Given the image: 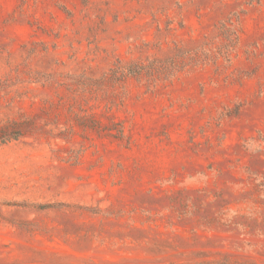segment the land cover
<instances>
[{
	"label": "rangeland",
	"instance_id": "1",
	"mask_svg": "<svg viewBox=\"0 0 264 264\" xmlns=\"http://www.w3.org/2000/svg\"><path fill=\"white\" fill-rule=\"evenodd\" d=\"M0 264H264V0H0Z\"/></svg>",
	"mask_w": 264,
	"mask_h": 264
}]
</instances>
